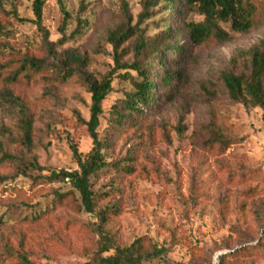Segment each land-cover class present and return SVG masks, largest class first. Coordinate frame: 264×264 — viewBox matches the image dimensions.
Instances as JSON below:
<instances>
[{"label":"rangeland","instance_id":"374dc122","mask_svg":"<svg viewBox=\"0 0 264 264\" xmlns=\"http://www.w3.org/2000/svg\"><path fill=\"white\" fill-rule=\"evenodd\" d=\"M123 1L62 0L69 15L63 38L57 0H44L41 29L32 22L33 0H0V264H19L21 255L30 264H86L103 236L115 247L144 239L146 249L164 250L145 264H264V115L233 103L220 78L233 57L264 40V0H251L254 26L248 33L188 49L177 66L175 54L167 52V67L183 75L171 89L174 98L159 85L157 105L132 128L107 121L129 88L115 80L97 128L108 167L90 179L92 213L83 210L69 182L45 181L51 170H79L71 145L82 162L93 147L76 118L89 120L91 96L78 73L62 81L55 66L74 49L86 57L92 77L109 73V32L127 22L134 26L143 12V0ZM162 7L152 8L153 18L141 25L148 37L164 31ZM190 19L202 16L192 13ZM123 48L121 61H132L130 43ZM28 58L45 61V70L32 76L21 71L7 83ZM235 69L244 71L241 64ZM154 79L159 84L160 70ZM207 127L232 144L224 150L205 146ZM117 166L133 172L119 173ZM56 193L67 197L53 206ZM114 205L118 213L100 226V213ZM38 212L42 216L32 220Z\"/></svg>","mask_w":264,"mask_h":264},{"label":"trees","instance_id":"16d2710c","mask_svg":"<svg viewBox=\"0 0 264 264\" xmlns=\"http://www.w3.org/2000/svg\"><path fill=\"white\" fill-rule=\"evenodd\" d=\"M122 5L125 2L121 0ZM64 15L61 33L64 38V27L69 18L65 11L62 0H57ZM162 4V12L166 14L164 31L161 35L148 37L145 29L141 28L144 21L153 18L151 9ZM44 0H33L32 21L39 29L42 27V13ZM143 12L139 15L138 21L134 26L129 22L111 30L106 38V42L111 45L113 51V68L97 80L92 77L85 69L87 66L86 57L82 56L74 49L64 51L62 59L55 66L62 81H67L73 74L78 73L84 86L90 94L91 107L88 121L76 115L77 121L86 126L88 135L92 140V149L82 162V155L78 153L75 145H71L74 158L79 164L77 171L48 172L45 177L47 183L69 182L72 189L78 194L83 210L88 213L93 212L94 195L91 190L90 179L108 167L104 163L101 155L102 143L98 139L97 128L101 120L105 117L104 102L114 91V82L119 79L128 85V89L123 90L109 111L107 121L114 128L124 126H135L138 121L147 116L148 109L157 105L159 98L157 90L159 85L162 88H170L174 98V83L183 78L180 71L173 72L167 67L165 54L173 52L175 59L173 63L177 66L184 58L188 49L200 48L209 42L225 44L234 36L248 33L254 26L253 17L255 7L251 0H143ZM196 13L202 16L201 21H193L190 14ZM226 25V27H223ZM155 28H160L159 25ZM181 35L186 44H181L177 37ZM47 41V35H45ZM61 42V41H60ZM59 43V42H58ZM130 43L133 53V60L122 62V56L126 54L124 45ZM49 44V43H46ZM49 47H54L50 44ZM232 67L222 72L220 78L224 84L229 99L236 104H242L247 109L259 108L264 115V40L253 46L247 51H241L232 58ZM243 65L244 71L238 72L235 67ZM46 68L45 61L28 58L25 59L13 76L7 77V83H14L16 75L21 71L26 72V76H32L43 72ZM160 70V82L155 83L154 75ZM174 93V94H173ZM169 99V100H170ZM128 127V128H130ZM31 123L26 120V131L24 140H30ZM209 133V139L205 146L218 147L221 150L228 148L232 141L223 137L212 127L204 128ZM6 157V156H5ZM9 157V156H7ZM33 169L43 171L36 162L31 164ZM118 167L119 173L127 175L133 169ZM67 195L56 193L54 195L53 206L56 201L61 202ZM116 206L110 210L100 213V223L104 225L109 220V213L115 216L118 211ZM47 210H44L46 212ZM38 212L32 220L40 218ZM144 239H137L126 248L115 247L113 241L108 237H102L97 244L96 251H92L86 264H145L163 254V249L149 246L146 249ZM114 250L111 255H106ZM19 264H30L24 255H21ZM222 264V262H220Z\"/></svg>","mask_w":264,"mask_h":264}]
</instances>
